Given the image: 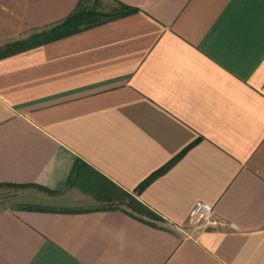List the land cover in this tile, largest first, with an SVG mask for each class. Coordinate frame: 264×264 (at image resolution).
<instances>
[{
  "label": "crops",
  "instance_id": "obj_1",
  "mask_svg": "<svg viewBox=\"0 0 264 264\" xmlns=\"http://www.w3.org/2000/svg\"><path fill=\"white\" fill-rule=\"evenodd\" d=\"M81 1L0 0V185L61 206L1 208L0 264H264V0H108L8 48Z\"/></svg>",
  "mask_w": 264,
  "mask_h": 264
},
{
  "label": "rangeland",
  "instance_id": "obj_2",
  "mask_svg": "<svg viewBox=\"0 0 264 264\" xmlns=\"http://www.w3.org/2000/svg\"><path fill=\"white\" fill-rule=\"evenodd\" d=\"M108 0H82L79 8L83 13V17L75 22L71 27L66 30H73L90 25L94 22L103 21L108 19L109 16L114 14L119 6L107 3ZM78 8V9H79ZM86 11V12H84ZM90 11H93L92 13ZM37 189L33 186H10L0 185V209L1 208H47V209H60V207L49 204L47 202H38V198L32 194L36 193ZM126 198L125 195L119 194L117 199ZM106 207H119L126 208L124 202H107Z\"/></svg>",
  "mask_w": 264,
  "mask_h": 264
},
{
  "label": "trees",
  "instance_id": "obj_3",
  "mask_svg": "<svg viewBox=\"0 0 264 264\" xmlns=\"http://www.w3.org/2000/svg\"><path fill=\"white\" fill-rule=\"evenodd\" d=\"M78 8H79V5L73 11V13L71 15H69L64 21H62L61 23L51 27L49 30L35 33L26 39L11 42L8 44V48L11 51L21 50V49L27 48L29 46H32L36 43H39L41 41H45L47 39L57 37V36H59L61 31L68 33V32L79 29V28H75L73 30H66V28L71 27L73 24H75V22L79 21L83 17V15H87L89 13V12L87 13L86 11H84L86 13H83V11L80 8L79 9ZM128 11H130V9H125L122 6H119V9L114 14L109 16V18L113 17V16L124 14ZM90 12L92 13L93 11H90ZM167 167H168V165L163 166L162 168H160L159 170L154 172L147 180H145L142 184H140L139 189L142 188L145 184H147L148 181L152 177L163 172ZM125 195L127 197V201L124 202V204L126 206L127 213L134 215V216H137V217H140V218L153 219V220L159 219V216L153 210H151L145 204H143L142 202L137 200L134 196H132L130 194H125ZM51 210H55V209H51Z\"/></svg>",
  "mask_w": 264,
  "mask_h": 264
},
{
  "label": "built area",
  "instance_id": "obj_4",
  "mask_svg": "<svg viewBox=\"0 0 264 264\" xmlns=\"http://www.w3.org/2000/svg\"><path fill=\"white\" fill-rule=\"evenodd\" d=\"M200 220H207L208 224H218V219L215 217L213 207L207 202H197L190 213L189 221L191 224H196Z\"/></svg>",
  "mask_w": 264,
  "mask_h": 264
}]
</instances>
